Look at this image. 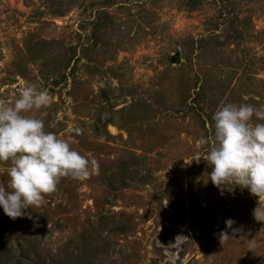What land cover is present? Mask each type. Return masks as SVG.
Masks as SVG:
<instances>
[{
	"label": "rangeland",
	"instance_id": "374dc122",
	"mask_svg": "<svg viewBox=\"0 0 264 264\" xmlns=\"http://www.w3.org/2000/svg\"><path fill=\"white\" fill-rule=\"evenodd\" d=\"M21 82L99 167L0 209V264H264V195L218 192L199 144L223 104L264 105V0H0V99Z\"/></svg>",
	"mask_w": 264,
	"mask_h": 264
},
{
	"label": "clouds",
	"instance_id": "9594fccd",
	"mask_svg": "<svg viewBox=\"0 0 264 264\" xmlns=\"http://www.w3.org/2000/svg\"><path fill=\"white\" fill-rule=\"evenodd\" d=\"M14 95L12 102L0 99V177H7L6 184L0 181V209L11 219L40 206L45 195L57 190L61 178L82 181L99 167L94 157L73 149L70 140L46 131L44 113L29 114L50 106L46 90L21 82ZM212 120V136L199 138L201 146L211 141L206 154L211 168L208 179L221 194L239 187L257 197L264 195V105L225 103ZM195 161H200L198 156ZM253 214L259 210L255 208ZM233 223L225 221L229 228Z\"/></svg>",
	"mask_w": 264,
	"mask_h": 264
}]
</instances>
